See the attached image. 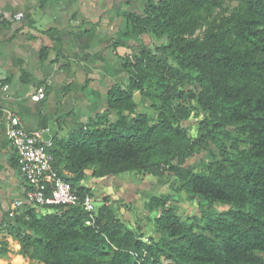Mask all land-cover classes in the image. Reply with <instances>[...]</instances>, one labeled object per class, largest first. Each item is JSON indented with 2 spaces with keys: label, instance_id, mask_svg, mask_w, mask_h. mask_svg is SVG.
<instances>
[{
  "label": "trees",
  "instance_id": "trees-1",
  "mask_svg": "<svg viewBox=\"0 0 264 264\" xmlns=\"http://www.w3.org/2000/svg\"><path fill=\"white\" fill-rule=\"evenodd\" d=\"M235 1L231 8L225 0H147L143 14L130 13L128 34L162 42H141L126 56L128 84L108 95L107 115L117 120L59 140L61 152L49 149L54 168L80 194L92 193L82 182L89 172L105 178L140 170L170 173L189 196L229 207L186 223L169 194L153 195L159 234L145 236L108 196L97 226L86 222L82 205H29L3 225L21 254L45 264H264V0ZM154 83L162 99L156 112L130 117L135 90ZM192 109L200 115L195 138L181 124ZM203 143L221 155L208 173L191 163ZM14 251L16 264H31Z\"/></svg>",
  "mask_w": 264,
  "mask_h": 264
},
{
  "label": "crops",
  "instance_id": "crops-1",
  "mask_svg": "<svg viewBox=\"0 0 264 264\" xmlns=\"http://www.w3.org/2000/svg\"><path fill=\"white\" fill-rule=\"evenodd\" d=\"M146 3L0 0V246L9 252L5 256L0 249V262L5 259V264H16L11 255L16 250L26 262L45 264L21 254L20 241L3 229L13 218L14 201L24 196L25 183L7 132V110L18 114L28 130L39 131L48 149L61 152L57 142L99 122L107 115L110 90L127 86L125 59L133 47L141 42L160 43L150 33L137 37L127 33L129 14H143ZM19 12L24 14L20 19L16 18ZM42 86L45 97L33 99ZM82 182L97 201L106 191L117 195L115 204L126 200L127 193H141L131 172L105 178L89 172ZM101 204L98 201V206Z\"/></svg>",
  "mask_w": 264,
  "mask_h": 264
},
{
  "label": "rangeland",
  "instance_id": "rangeland-1",
  "mask_svg": "<svg viewBox=\"0 0 264 264\" xmlns=\"http://www.w3.org/2000/svg\"><path fill=\"white\" fill-rule=\"evenodd\" d=\"M225 5L232 8L237 5V1L225 0ZM160 40L161 41L158 40V43L162 42V39ZM170 81L172 83L176 82L174 79H170ZM176 85L180 87L179 82H177ZM193 87L197 86L194 85ZM145 90V92L135 90L134 97L138 102V107L134 113L130 114V117L138 112L155 113V105L161 103L162 99L156 98L155 96L161 90V87L157 83L149 87L146 85ZM126 114H128V112H126ZM108 116L109 114L102 116L101 120L95 123L103 125L107 122H115L118 118L115 113H113L111 117ZM199 116V112L196 109H192L190 117L181 121L182 126L192 138L198 136L200 127ZM217 159H221V155L216 145L203 143L197 147L196 154L192 157L191 163L194 164L197 172L208 173V165L210 162ZM225 164L228 165V172H231L233 169L228 161H225ZM131 177L134 182L141 187V193H127L123 197L126 200H121L119 202V206H121L120 211L124 217L125 224L130 229L140 232L145 236H155L159 234L155 222L156 212L149 206V200L153 195L169 194L172 204L176 206V209L186 223L197 222L204 211L223 210L229 207V205L223 203H216L213 207H210L204 200L189 196L185 191L180 190L176 179L172 177L170 173H166L163 176H153L149 172L133 170L131 171ZM105 196L109 197L107 204H115L117 195H111L108 191L101 192L98 201L103 204ZM121 197L122 196H119L120 199ZM0 249H2L3 255L8 256L9 252L7 248L0 246ZM259 254L264 257V252H259ZM33 264H39V262L34 261Z\"/></svg>",
  "mask_w": 264,
  "mask_h": 264
},
{
  "label": "built area",
  "instance_id": "built-area-1",
  "mask_svg": "<svg viewBox=\"0 0 264 264\" xmlns=\"http://www.w3.org/2000/svg\"><path fill=\"white\" fill-rule=\"evenodd\" d=\"M23 15L19 12L16 18L20 19ZM3 87L7 89L8 84ZM45 95L46 89L42 86L32 98L40 100ZM7 112L8 136L16 149L18 165L25 178L24 196L14 201L16 210L29 205L40 209L49 205H82L88 212L86 222L97 226L99 206L94 194H80L77 188L54 168L49 144L42 142L41 133L28 130L21 117L12 110ZM16 210L10 212L13 217L19 212Z\"/></svg>",
  "mask_w": 264,
  "mask_h": 264
}]
</instances>
